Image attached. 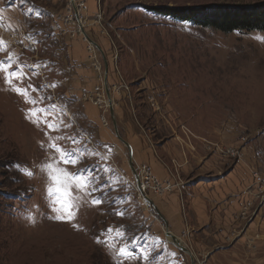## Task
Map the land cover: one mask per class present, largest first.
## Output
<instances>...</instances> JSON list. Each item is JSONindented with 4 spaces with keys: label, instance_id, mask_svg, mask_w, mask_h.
<instances>
[{
    "label": "rangeland",
    "instance_id": "obj_1",
    "mask_svg": "<svg viewBox=\"0 0 264 264\" xmlns=\"http://www.w3.org/2000/svg\"><path fill=\"white\" fill-rule=\"evenodd\" d=\"M83 1L86 27L82 34L62 35L58 30L56 15L71 5L70 0H6V4L16 6L13 18L20 23L12 26L0 18V62H5L0 66V264L205 262L209 257L185 241L192 258L173 243L167 235L169 228L154 206L146 209L137 199L128 153L121 157L114 146H106L98 139V127L86 120L84 89L78 96L69 88L75 67L65 36L78 38L87 57L83 63L91 70L88 43H94L106 55L110 70L111 49L116 47L126 81L132 86L144 81L147 87L140 89L139 97L146 116L158 112L152 109L150 98L155 97L163 112L169 104L177 123L216 142L220 160L230 168L238 163L247 168L252 179L247 192L251 201L262 204L264 33H227L164 17L148 7L263 0ZM26 34L35 48L25 47ZM13 70L15 75H11ZM14 88L26 92L18 93ZM41 108L47 111L29 115L30 110ZM46 121L55 123L56 128L49 129ZM109 126L115 135L113 122ZM115 140L123 150L124 143L118 137ZM53 141L65 149H78V162L56 164L59 152L50 148ZM220 148L237 152L224 155ZM45 161L69 173L82 169L79 175L89 181V189L96 190L89 195L71 182L54 183L46 171L40 170ZM34 165L32 176L18 167L31 170ZM49 185L60 187L62 198L65 194L75 198L73 203L79 209L74 220L54 218L59 213L51 201L57 193L50 196ZM93 198L102 203L93 204ZM255 215L254 210L236 238L247 233ZM262 220L261 215V224ZM110 228L113 231L109 232ZM259 239L264 241V232L248 240V246ZM124 245L134 253L132 257L118 255ZM144 249L148 259L141 256Z\"/></svg>",
    "mask_w": 264,
    "mask_h": 264
},
{
    "label": "crops",
    "instance_id": "obj_2",
    "mask_svg": "<svg viewBox=\"0 0 264 264\" xmlns=\"http://www.w3.org/2000/svg\"><path fill=\"white\" fill-rule=\"evenodd\" d=\"M10 5L6 4V0H0V18L13 26L16 22L20 23V19L13 18L12 11L17 9ZM65 39L70 45L71 64L75 67L69 88L80 96L82 89L89 90L95 85L94 72L83 63L87 57L86 54L84 57L85 52L78 38L65 36ZM143 82L132 86L127 81L129 91L114 89L116 78L108 69L114 113L113 116L110 114L109 121L111 124L115 118L125 148L122 150L117 145L116 133L114 135L110 126L104 128L102 125L101 111L85 102V118L92 126L98 127V139L101 138L106 146H114V151L121 157L127 152L128 162L130 164L131 161L136 170L140 165L148 164L162 183H177L166 195L152 196L153 206L172 234L202 256L209 257L205 259L206 264H264V241L259 239L254 246H248V240L259 231L264 232V203L250 199L247 190L252 179L247 168L241 163L230 168L226 161L220 160L214 147L216 142L206 140L197 130L177 123L169 104L165 105L164 114L161 104L153 97L155 105L148 101L158 112L153 111L154 114L147 117L145 105L139 100L140 89L146 87ZM182 119L179 118V121ZM183 127L192 133L189 143ZM134 176L135 186L138 177ZM254 210L256 215L250 229L236 238Z\"/></svg>",
    "mask_w": 264,
    "mask_h": 264
},
{
    "label": "built area",
    "instance_id": "obj_3",
    "mask_svg": "<svg viewBox=\"0 0 264 264\" xmlns=\"http://www.w3.org/2000/svg\"><path fill=\"white\" fill-rule=\"evenodd\" d=\"M70 1H71V5L64 12H61L60 14L56 15L58 30L62 33V35H65L69 32H71L72 35L82 34L86 27V21L83 15L85 1L83 0H70ZM25 39H26L25 47H28L30 49L36 47L35 42H33V40L30 37H28L27 34L25 35ZM87 51L89 54L90 65L94 72L96 83L93 86V88L83 91L82 99L85 102L93 104L101 111L102 125L104 127H108L110 125L109 116L111 114L112 102L108 97L107 90L105 87L106 55L100 53L101 51L94 43H88ZM118 58H119V52L116 49V47H113L111 49L110 63L112 64L111 72H113L116 78V84L114 85V89L117 90L125 89L129 91L127 81L120 70L118 64ZM106 60L108 62L107 57ZM107 81H108V76H107ZM150 101L153 103V105H155L154 98H150ZM183 130L186 136V140L189 143V138L192 133L186 127H183ZM215 145L216 144H214V147ZM236 152L237 151H235L233 148L222 149V153L224 155H229L230 153L235 154ZM167 168L168 170H170L169 167ZM137 172H138L139 181L135 185V193L137 199L140 200V202L146 207V209L152 208V205L149 203V199H151L152 196H164L165 194L171 192L177 186V183H166V184L162 183L154 174L152 167L148 164L140 165L138 167ZM258 180L261 181L260 178H258ZM197 264H205V262L199 261Z\"/></svg>",
    "mask_w": 264,
    "mask_h": 264
},
{
    "label": "trees",
    "instance_id": "obj_4",
    "mask_svg": "<svg viewBox=\"0 0 264 264\" xmlns=\"http://www.w3.org/2000/svg\"><path fill=\"white\" fill-rule=\"evenodd\" d=\"M148 9L164 17L190 21L223 32L264 33V0L254 3H211L186 6H152Z\"/></svg>",
    "mask_w": 264,
    "mask_h": 264
},
{
    "label": "snow or ice",
    "instance_id": "obj_5",
    "mask_svg": "<svg viewBox=\"0 0 264 264\" xmlns=\"http://www.w3.org/2000/svg\"><path fill=\"white\" fill-rule=\"evenodd\" d=\"M3 63L5 62H0V66L3 65ZM11 75H15V70H13V72L11 73ZM6 82L9 83V85H11L12 81L10 78L6 77ZM14 91H17L18 93H24L26 92L25 90H21L20 88H14ZM33 103H35V101L33 100ZM54 107V106H53ZM45 112L47 111V109L41 108V109H32L29 111V115L30 116H35L36 112ZM34 122L39 123V120H36ZM47 126L49 129H55L56 128V124L52 123V122H47ZM57 140L61 139L60 137L56 138ZM71 139V138H68ZM43 147V145H41ZM50 148L52 150H56L59 152V157L58 159H56L55 163L56 164H63V165H71V164H76L80 158V152L78 149H65L63 147H61L60 145H58L55 141H53L50 144ZM20 167V170L22 172H24L26 175L28 176H32L34 174V170H35V165L33 166V169L29 170L27 168V166H18ZM42 172H47V175L49 177V179L51 181H53L56 184H60L61 182L68 184L69 182L72 183L73 186L77 187L79 190L85 191L87 194H91L92 191H95V188H91L89 189L88 184L89 181L87 179L82 178L79 173H81L83 170L82 169H77L76 173H69L65 168H54L53 163L50 162H42V166L40 169ZM53 172H56V175H53ZM61 177H63V181H61ZM49 194L50 196L53 193H57V195H55L51 201L52 204L56 205V207L54 208V211H56L57 213H59L58 215H56L54 218L58 219V220H62V221H72L75 219L76 214L78 212L79 209V205L73 203V200L75 198H68V194H65L64 197L62 198L61 195H59V193L62 192V189L60 187H56L53 188L51 185H49L48 188ZM92 203L93 204H99L102 203V201L99 198H93L92 199ZM29 219H31V217H29ZM109 232L113 231V229H108ZM119 232V230H117ZM121 236L123 235L122 233H119ZM97 243H100V240H97ZM105 243H107V241H105ZM109 247H114V245H109ZM119 256L121 257H126V258H130L134 255L133 252H131L128 248L127 245L121 246L119 248ZM141 256L144 259H148V253H147V249H144L141 252Z\"/></svg>",
    "mask_w": 264,
    "mask_h": 264
},
{
    "label": "water",
    "instance_id": "obj_6",
    "mask_svg": "<svg viewBox=\"0 0 264 264\" xmlns=\"http://www.w3.org/2000/svg\"><path fill=\"white\" fill-rule=\"evenodd\" d=\"M105 60H106V59H105ZM105 68H106V69H105V74H106L105 87H106V90H107L108 97H109L110 101H112L111 94H110V89H109L108 81H107L108 69H109V65H108L107 60H106V63H105ZM113 115H114V113H113V107H111V116H113ZM113 126H114V128H115V131H116V135H117V137H118L122 142L125 143V141L122 139V137H121L120 134L118 133L117 124H116V120H115L114 117H113ZM130 166H131V168H133L134 174L138 177V172H137V170L135 169V167L133 166V164H132L131 161H130ZM138 181H139V177H138ZM149 203L153 206V203H154V202L152 201V199H149ZM167 235H168L169 237L172 238L173 243H174L177 247H179V248H180L181 250H183L185 253L189 254L190 257L192 258V252H191V250L185 247L183 241H182L180 238H178L177 236H175L174 234H172V233L169 232V231L167 232ZM192 263H193V259H192Z\"/></svg>",
    "mask_w": 264,
    "mask_h": 264
},
{
    "label": "bare ground",
    "instance_id": "obj_7",
    "mask_svg": "<svg viewBox=\"0 0 264 264\" xmlns=\"http://www.w3.org/2000/svg\"><path fill=\"white\" fill-rule=\"evenodd\" d=\"M169 238H171V237H169ZM172 239V238H171Z\"/></svg>",
    "mask_w": 264,
    "mask_h": 264
}]
</instances>
